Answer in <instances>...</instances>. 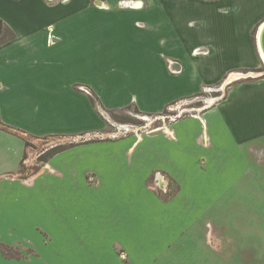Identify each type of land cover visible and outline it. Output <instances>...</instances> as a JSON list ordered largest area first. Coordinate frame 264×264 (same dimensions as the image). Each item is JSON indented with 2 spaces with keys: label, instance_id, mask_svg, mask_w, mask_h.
Listing matches in <instances>:
<instances>
[{
  "label": "crops",
  "instance_id": "0c3cea01",
  "mask_svg": "<svg viewBox=\"0 0 264 264\" xmlns=\"http://www.w3.org/2000/svg\"><path fill=\"white\" fill-rule=\"evenodd\" d=\"M118 1L0 0V19L16 35L0 45V264L41 254L14 240L22 213L45 244L52 223L61 227V264L153 261L204 215L203 202L226 195L261 161L264 78L237 82L157 131L90 136L106 120L83 88L105 110L156 114L262 64L255 32L264 8L252 12L249 0H139L138 10ZM199 47L208 54L192 56ZM28 135L79 140L22 175ZM161 174L176 185L168 197L148 184Z\"/></svg>",
  "mask_w": 264,
  "mask_h": 264
},
{
  "label": "rangeland",
  "instance_id": "374dc122",
  "mask_svg": "<svg viewBox=\"0 0 264 264\" xmlns=\"http://www.w3.org/2000/svg\"><path fill=\"white\" fill-rule=\"evenodd\" d=\"M249 1L252 2L249 6L252 12L264 8L260 6L263 4H260V1L258 3L256 0ZM184 5L187 6V4H182ZM194 25V22L189 23V27H194ZM188 31L190 34L195 32V30ZM237 72L244 73V76L232 80L234 78L230 79L229 75L228 79H224L223 84L221 83L220 90L216 85L212 86L213 89L216 88L215 91H202L194 97L174 102L156 114L142 113L134 107L105 110L91 92L83 88L84 92L91 95L95 107L106 120L104 128L99 131L101 133L90 136L110 140L123 138L130 133L154 132L170 124L179 116L193 114L211 105L237 82L264 78L263 64L257 68ZM228 82L231 84L227 85ZM124 128H128L129 131L124 133ZM23 138L25 150L19 169L22 175L36 172L43 162L40 156L50 148L79 140V138L60 136L33 137L28 135ZM261 146L263 153L260 157L261 161H252L250 171L239 179L226 195L218 198L211 205L203 202L202 208L208 206L204 215L184 230V233L180 234L177 239L175 238L157 259L143 261L139 264H264V138L261 139ZM148 184L165 197L176 191V185L164 174L158 177L152 176ZM60 192L61 186L56 184L52 199V206L55 208H59L62 204ZM206 220H208V241L206 238L204 240ZM15 222L14 240L21 242V246L24 247H30L33 244L36 250L41 251L40 255L28 258L27 264H61V242L64 234L59 225L52 223L46 230L52 235V243L45 244L39 232L34 230V221L28 213H22L21 220ZM46 231L43 230V232ZM4 253L7 256L18 254L12 248L5 249Z\"/></svg>",
  "mask_w": 264,
  "mask_h": 264
},
{
  "label": "built area",
  "instance_id": "2783aa9c",
  "mask_svg": "<svg viewBox=\"0 0 264 264\" xmlns=\"http://www.w3.org/2000/svg\"><path fill=\"white\" fill-rule=\"evenodd\" d=\"M48 1H51V0H48ZM66 0H62V2H65ZM117 7L118 8H120V9H131V10H138V9H141V8H143L144 7V3L142 2V1H139V0H120V1H118V3H117ZM191 54H192V56H204V55H207L208 54V50L207 49H205V48H201V47H199V48H196V49H194L192 52H191ZM175 61H173V60H168L167 61V70L169 71V73H171V74H178L179 72H180V68H178V69H176V68H174V66H175ZM251 73V72H250ZM230 76H231V73L229 74ZM228 75V76H229ZM230 76H229V78H230ZM241 76H244V74H240L239 75V77L238 78H242ZM237 78V79H238ZM228 79V77L226 78V80ZM234 80H236V79H234ZM223 84V83H222ZM231 83L230 82H228V84L227 85H230ZM216 87L220 90V88H221V84L220 85H216ZM216 90V88H212V87H205L204 89H203V91L204 92H210V91H215ZM223 96V95H222ZM221 96V97H222ZM217 99H219V98H217ZM216 99V100H217ZM129 131V129L128 128H124L123 129V132L124 133H126V132H128Z\"/></svg>",
  "mask_w": 264,
  "mask_h": 264
},
{
  "label": "trees",
  "instance_id": "16d2710c",
  "mask_svg": "<svg viewBox=\"0 0 264 264\" xmlns=\"http://www.w3.org/2000/svg\"><path fill=\"white\" fill-rule=\"evenodd\" d=\"M13 1H17V0H13ZM15 38H16L15 33L0 19V45H3L5 43H7V42H10V41L14 40ZM90 101H91L92 105H94V100H93L92 97H90ZM85 142H90V140L89 141H85ZM73 146H75L74 142H70L67 145H65V144L56 145V146L50 148L49 150H47L45 153H43L40 156V158H41L40 160H42L43 162H46L53 155H55V154H57V153H59L61 151H64V150H66L68 148H71ZM21 165H22V163H21ZM33 173H35V172H33Z\"/></svg>",
  "mask_w": 264,
  "mask_h": 264
},
{
  "label": "water",
  "instance_id": "95a60500",
  "mask_svg": "<svg viewBox=\"0 0 264 264\" xmlns=\"http://www.w3.org/2000/svg\"><path fill=\"white\" fill-rule=\"evenodd\" d=\"M255 42L260 60L264 64V21L256 29Z\"/></svg>",
  "mask_w": 264,
  "mask_h": 264
},
{
  "label": "bare ground",
  "instance_id": "6f19581e",
  "mask_svg": "<svg viewBox=\"0 0 264 264\" xmlns=\"http://www.w3.org/2000/svg\"><path fill=\"white\" fill-rule=\"evenodd\" d=\"M263 66H264V64H263Z\"/></svg>",
  "mask_w": 264,
  "mask_h": 264
}]
</instances>
